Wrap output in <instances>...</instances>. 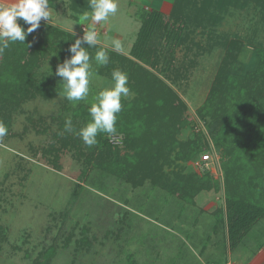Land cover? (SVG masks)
<instances>
[{"label":"rangeland","instance_id":"374dc122","mask_svg":"<svg viewBox=\"0 0 264 264\" xmlns=\"http://www.w3.org/2000/svg\"><path fill=\"white\" fill-rule=\"evenodd\" d=\"M127 1L118 0L117 13L97 24L96 30L100 41L97 46L113 51L111 42L119 39L121 54L129 56L142 24L138 6L131 7V0ZM49 4L54 23L46 25L42 20L43 31L54 28L83 35L79 17L91 12L89 0H49ZM211 36L196 35L195 40L203 44L205 51L196 58L192 51L188 58L196 60L197 66L189 64L188 78L173 84L186 101V117L192 122L180 138L194 139L202 133L209 142L194 161L165 166L168 185L157 188L150 182L134 188L94 165L87 167L81 157L68 150L59 156L50 154V135L66 118H72L74 109H89L94 96L114 82L101 73L105 65L95 62L98 50L92 49L89 95L85 100L69 102L63 95L61 78L55 75L58 61L62 62L57 54L69 57L68 45L47 52L42 65L33 68L29 76L37 81L51 75L57 96H37L22 102L19 110L12 111L10 133L0 141V264H33L51 246L56 252L48 264H253L254 259H260L264 250V210L246 209L239 215L238 209L227 204L224 159L212 141L207 122L199 118L198 109L206 101L225 56L221 47L209 50L210 44L225 37L242 41L238 59L250 66L255 48L264 47V12L255 4L245 10L230 8L222 23L212 28ZM176 49L175 64L180 65L186 49L184 53L182 47ZM132 98L131 93L122 97ZM44 130L48 133L41 132ZM120 138L115 135L111 142L120 146ZM208 152L213 158L206 165L202 156ZM178 172L204 181L208 177L212 182L216 179L220 190H202L194 203L179 199L169 189ZM78 185L82 188L73 196Z\"/></svg>","mask_w":264,"mask_h":264},{"label":"trees","instance_id":"16d2710c","mask_svg":"<svg viewBox=\"0 0 264 264\" xmlns=\"http://www.w3.org/2000/svg\"><path fill=\"white\" fill-rule=\"evenodd\" d=\"M251 4L264 12V0H176L169 15L143 11L142 25L130 55L106 50L109 62L101 71L111 80L115 69L126 73L133 95L130 100H121L116 133L99 134L97 144L89 147L74 132H66L63 122L48 139L52 149L50 154L59 156L65 150L71 151L75 157H81L87 167L94 165L134 188L143 187L147 182L154 188L167 186L169 176L164 171L165 166L178 167L177 162L194 161L209 142L202 133L194 139L180 138L182 130L192 122L186 117L189 107L173 84L187 79L190 67L197 66L196 60L188 58L192 51L194 58L205 51L203 44L195 40L196 35L200 33L211 38L212 28L222 23L224 13L230 8L245 10ZM19 23L23 25L24 22L19 20ZM75 39V35L65 31L38 28L27 37L25 44H11L3 52V60L0 59V121L8 131L0 141L10 133L12 113L20 109L22 102L37 96L45 99L57 96L51 75L34 81L29 72L42 65L49 50H57L61 44L69 46ZM210 45L209 50L223 48L225 56L198 115L207 122L212 141L224 159L226 202L230 208L238 209L239 215L246 209L264 210V47L255 48V60L248 66L238 59L244 45L242 41L225 37ZM181 47L183 53L186 49L185 58L176 65V48ZM96 48L100 49L96 45L87 50ZM58 53L62 61L67 57L65 53ZM71 119L78 132L91 120L88 108L74 109ZM41 132L48 133V130ZM115 135L121 137L120 146L111 142ZM48 154L49 151L45 157ZM181 173L175 174L174 181L169 183L170 192L179 199L194 203L202 190H220L216 179L212 182L208 177L204 181ZM79 188L81 185L77 186L73 196H77ZM83 242L89 245L87 239ZM55 252L51 246L39 254L33 264H48Z\"/></svg>","mask_w":264,"mask_h":264},{"label":"clouds","instance_id":"9594fccd","mask_svg":"<svg viewBox=\"0 0 264 264\" xmlns=\"http://www.w3.org/2000/svg\"><path fill=\"white\" fill-rule=\"evenodd\" d=\"M91 12H83L79 20L83 25V35L76 36L74 43H70L67 51L70 57H65L57 63L55 75L61 78L64 97L72 103L85 100L89 95L90 78L93 75L91 56L88 48L100 43L96 25L105 22L118 11V0H89ZM53 9L49 0H0V54L17 42L25 44L27 37L41 26L43 20L46 25L54 23ZM18 20L24 23L21 25ZM24 25L28 27L25 29ZM31 47L30 44L27 45ZM112 50L123 52V45L119 39L111 42ZM98 65H107L109 56L104 48L95 53ZM111 87L101 90L94 96L88 109L91 120L77 132L73 128L69 116L65 120L64 130L78 135L85 145L91 147L97 144V136L101 133L112 135L116 133L117 114L122 109V97L130 95L128 76L119 69L112 72ZM7 127L0 121V137L7 134Z\"/></svg>","mask_w":264,"mask_h":264},{"label":"crops","instance_id":"0c3cea01","mask_svg":"<svg viewBox=\"0 0 264 264\" xmlns=\"http://www.w3.org/2000/svg\"><path fill=\"white\" fill-rule=\"evenodd\" d=\"M176 0H131V7L138 6V17H141L143 11L157 12L169 15L173 9ZM126 2H128L126 0ZM140 21V19H139ZM140 23V22H139ZM260 259H254L253 264H264V250L260 252Z\"/></svg>","mask_w":264,"mask_h":264},{"label":"built area","instance_id":"2783aa9c","mask_svg":"<svg viewBox=\"0 0 264 264\" xmlns=\"http://www.w3.org/2000/svg\"><path fill=\"white\" fill-rule=\"evenodd\" d=\"M19 23V21H18ZM212 155L211 153H207L206 155L202 156V162L205 163L206 165H208L211 161H212Z\"/></svg>","mask_w":264,"mask_h":264}]
</instances>
